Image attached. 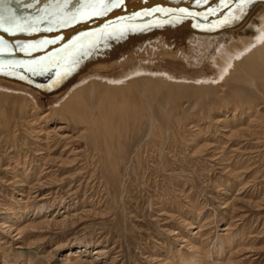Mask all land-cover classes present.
Masks as SVG:
<instances>
[{"label":"rangeland","instance_id":"374dc122","mask_svg":"<svg viewBox=\"0 0 264 264\" xmlns=\"http://www.w3.org/2000/svg\"><path fill=\"white\" fill-rule=\"evenodd\" d=\"M200 51L190 64L137 51L82 76L77 84L147 67L189 79L167 104L172 81L156 77L152 97L161 112L147 104L148 92L102 87L90 95L87 88L75 106L79 119L89 107L92 116L111 110L113 127L126 130L106 142L86 122L53 111L77 84L55 98L0 81V89L28 93L37 105L22 116L14 145L0 142V264H264V98L242 83L240 93L255 104L247 111L230 96L233 82H192L212 76ZM185 53L194 56L191 45ZM141 97L144 114L157 119V137L141 118ZM122 98L131 107L123 123L116 108ZM104 143L111 162L94 148Z\"/></svg>","mask_w":264,"mask_h":264},{"label":"bare ground","instance_id":"6f19581e","mask_svg":"<svg viewBox=\"0 0 264 264\" xmlns=\"http://www.w3.org/2000/svg\"><path fill=\"white\" fill-rule=\"evenodd\" d=\"M206 2L208 3L205 4L212 5V7H210L209 9H215V10L217 9L219 15L221 16L224 15V13L220 11L221 10L220 8L223 6L222 0H207ZM239 4L237 5L234 4L233 5L234 9L236 8L240 9ZM239 9H237V11H239ZM258 9L260 10L257 11ZM262 9L264 10V6L257 5L253 8L250 14H248L245 17H242L236 25L228 28H222L214 32L206 31L203 33H196V34L191 33L186 28V24L188 25L187 21L185 22L183 21L184 23H181V21L180 22L173 21L170 22L169 24L167 23V25L166 22L165 23L159 22V23L143 24L140 27L136 26L138 29L133 28V30H131L132 35L128 34L127 35L128 37L125 36L124 38H117L115 39V41L113 42L110 41L109 43L103 42L100 44L99 41H95L93 39L89 41L88 40L89 38H87V40H85L84 43L77 42L71 45L69 49H66L63 52H61L62 54L61 53L60 54L62 57L61 56L58 57V60L62 61V63L58 65L59 69L56 72L57 74L55 81L51 84V86L56 85V87L60 86L59 88H63V89L58 94H56L55 98L61 96L66 90H68V87L71 86L72 84L74 83L77 84L76 82L82 76L92 71H95L94 70L95 68L109 65L112 61L119 63L120 60L124 59L129 54L135 53L137 51L138 52L144 50L147 51V49H150L160 52V54L167 59H173L174 61H183L187 64H190L191 63L190 60L196 62L195 59L198 53L197 54L195 53L199 51V49L201 48L200 51L201 53L198 56V61L206 57V60L211 64L212 67H214L212 69V76H210L209 78L191 79V81L196 83L197 85L207 86V87H210V85L219 82L223 84L226 81H231L233 82L232 84L234 86H232L233 92L232 95L230 96H232L233 99L235 97L236 98L239 97L240 100L239 102H237L238 107L244 110L246 109L247 111H251V109L254 108L255 104L251 102L249 98L247 97L245 98L244 95L240 93V90H243L244 88L241 85L242 83H248L251 86L246 87V90L245 89L244 90L247 91L249 95H252L253 92H259L264 98V11ZM219 15H213L212 17L206 16L203 17V19H201L200 21L203 22L205 21L207 23L210 21L214 23L221 19V16ZM235 16H238V13H236ZM153 30L155 31L161 30V32L155 37H153V39H147L146 41H144L145 43H138L135 44L133 47L131 46L129 48H123V45L127 43L126 42L127 40H130L129 42H131V41H135L133 40L134 37L143 38L142 37L143 34ZM155 31L154 33L150 32V34L153 33L155 35ZM107 32H108L107 35L109 33L112 34L111 30ZM89 42L93 43L90 47L89 45H87ZM237 43L240 44L238 45ZM190 45H191V50L194 53V56H190L188 53H185L186 48ZM179 53L180 55L181 54L183 55V58L182 56H179ZM152 70L153 69L149 70V68L147 67H139L134 70L130 69V72L127 71L128 72L127 74H124V76L117 79H109L102 77L99 79L96 78L93 79L89 78L87 80L85 79L83 82H80L79 84L73 86L59 101L54 103V105L52 106L53 111L57 113L60 117H63L64 119L69 120L71 122H75V120H78V122L79 121L86 122L92 127L95 137L96 136L102 137L104 142H106L105 140H107L106 138H108L109 135L111 136V138L113 137L112 136L113 132L116 133L118 132L119 136L117 135V137L120 138L121 137L120 134L123 131V126L122 128H120L118 123L115 127H113L112 125L113 118L111 119V117L114 114L112 115L111 110H110L111 112L108 111L107 113L105 111H104L105 113H101L100 111L99 114H97L96 116H92L89 107V109L87 108L86 112L82 114L84 116L86 115V119L83 120V118H81L80 120L79 117H81V115L75 110L76 109L75 106L78 107L79 103L83 102V100H81L82 94L87 88H89L88 90L90 95L92 92L94 93L95 91L96 92L98 90L100 91L102 87L108 88V91L109 88L113 89L115 90L114 92L120 94L123 93L125 94V92L127 93L130 89H135L136 91H138V93L141 94L140 96H142L146 92L151 94L157 93L160 89L159 86L160 83L158 84L159 81L156 80V77H163L167 81L168 80L172 81L175 84L174 85L172 84V82H170L169 87L167 86L169 94L171 95L166 102L167 104H169L168 103L169 101L172 102L171 100V97H173L172 94H175L179 92L181 89H183L181 87L183 86V84L188 82L186 80H189V79L184 80L181 78L174 79L170 77L169 73L164 72L162 70H158L156 68L153 71ZM205 89L208 91L210 88L209 89L205 88ZM185 90L188 91V89L186 88ZM108 93H110V91ZM212 93H214V91ZM152 96L154 95L152 94L151 96L148 97L147 104L148 103L152 104V102H156L157 110L158 112H161L164 108H162V106ZM142 97L140 104L141 118L142 119L144 118L145 121H147L146 123H148L150 127V134L153 137L155 136L157 137V135L159 134H157L155 131H158L160 129L158 126H157L158 128L154 126L155 125L154 122L157 121V119L155 116H154L155 118L153 116H150L149 113L151 112L147 111L148 114L147 112L144 114L146 107L145 104L143 107V103L146 102V100L144 101ZM78 100L79 102H77ZM227 100H231V99H227ZM108 105H109V100H108ZM30 106H32V108L34 109L37 107L35 99L29 96L28 93H18L9 89L7 90L0 89V142L4 143L5 145H9L10 143L16 142V140L19 138V136L15 134L17 131V127L20 123H22L21 118L27 111L28 107ZM117 107L120 109L119 112L117 111L118 113L117 116L118 117L120 116L119 117L120 122L123 123V121L127 119V117H129L128 114L130 113L131 107L126 102V99L124 100L123 98L120 105L116 106V108ZM138 107L139 106H137L136 109ZM111 109L113 110V106ZM164 112L161 116L159 115L162 121H166L169 115L168 114L165 117ZM141 118L139 123H141L142 121ZM137 123L134 124V126H136ZM138 125L140 126V124ZM24 131L28 135H31V130L29 131L27 129ZM125 131L126 130H124L123 132ZM119 147L122 148L123 146H119ZM94 148L97 151V153L98 151L102 150L101 154H103V157L106 161L111 162L112 160L115 159L112 154L111 148H109L107 144L105 143L103 144V149L101 148V146H94ZM45 149H48V145H45ZM121 150L122 149L119 150L118 148L117 152L120 153ZM116 158L120 159V154ZM78 252L80 253L82 251H78ZM78 256H79L78 253L72 254V257L74 258H77ZM74 262H76L75 264H79L77 260Z\"/></svg>","mask_w":264,"mask_h":264},{"label":"water","instance_id":"95a60500","mask_svg":"<svg viewBox=\"0 0 264 264\" xmlns=\"http://www.w3.org/2000/svg\"><path fill=\"white\" fill-rule=\"evenodd\" d=\"M206 1L104 0L101 4L99 0H0V15H7L9 8L14 13L11 22L4 20L0 28V81L38 95L55 96L63 89L51 86L62 63L58 57L77 42L84 43L89 38L109 43L132 35L136 26L159 22L167 25L187 21L186 28L191 33L214 32L236 25L255 6H264V0H222L221 16L217 9H209L212 5ZM234 4H239L240 9H234ZM213 15L221 19L214 23L200 21ZM110 30L112 34L107 35ZM154 31L144 32L143 38L134 37L135 41L127 40L123 48L145 43L161 32L157 30L154 35ZM92 42L87 45L90 47Z\"/></svg>","mask_w":264,"mask_h":264},{"label":"snow or ice","instance_id":"6c2138e0","mask_svg":"<svg viewBox=\"0 0 264 264\" xmlns=\"http://www.w3.org/2000/svg\"><path fill=\"white\" fill-rule=\"evenodd\" d=\"M99 3L103 4L104 0H99ZM13 17H14V13L12 12V10L10 8L7 9V15H0V28L3 27L4 20H8L9 22H11ZM3 30L7 31L8 29L4 28Z\"/></svg>","mask_w":264,"mask_h":264}]
</instances>
